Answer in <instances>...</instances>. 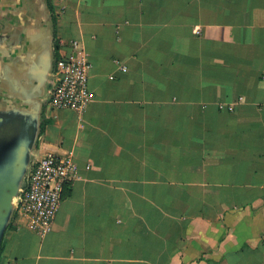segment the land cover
I'll return each instance as SVG.
<instances>
[{
    "label": "crops",
    "instance_id": "1",
    "mask_svg": "<svg viewBox=\"0 0 264 264\" xmlns=\"http://www.w3.org/2000/svg\"><path fill=\"white\" fill-rule=\"evenodd\" d=\"M73 40L94 101L45 106L33 161L77 174L0 264H264V0H0V99Z\"/></svg>",
    "mask_w": 264,
    "mask_h": 264
},
{
    "label": "built area",
    "instance_id": "2",
    "mask_svg": "<svg viewBox=\"0 0 264 264\" xmlns=\"http://www.w3.org/2000/svg\"><path fill=\"white\" fill-rule=\"evenodd\" d=\"M91 69L89 55L78 41L71 42L68 53L58 51L45 100L48 110L85 112L94 101L89 88ZM76 174L77 165L72 157L47 153L32 162L15 201V213L24 219L26 227L40 235L52 230L65 185Z\"/></svg>",
    "mask_w": 264,
    "mask_h": 264
},
{
    "label": "water",
    "instance_id": "3",
    "mask_svg": "<svg viewBox=\"0 0 264 264\" xmlns=\"http://www.w3.org/2000/svg\"><path fill=\"white\" fill-rule=\"evenodd\" d=\"M54 63L51 47L16 80L9 75L3 80H12L16 89L13 98L0 99V251L33 162Z\"/></svg>",
    "mask_w": 264,
    "mask_h": 264
},
{
    "label": "trees",
    "instance_id": "4",
    "mask_svg": "<svg viewBox=\"0 0 264 264\" xmlns=\"http://www.w3.org/2000/svg\"><path fill=\"white\" fill-rule=\"evenodd\" d=\"M55 22H56V19H55ZM58 44L55 43V62L57 61L58 59ZM55 64V63H54ZM50 123V121L46 118V115H45V105L43 106V114H42V122H41V129H40V135L43 134L46 130V127L48 126V124ZM12 226V221L11 223L9 224L8 226V229L11 228ZM7 229V230H8ZM1 252H2V248H1V251H0V255H1Z\"/></svg>",
    "mask_w": 264,
    "mask_h": 264
}]
</instances>
